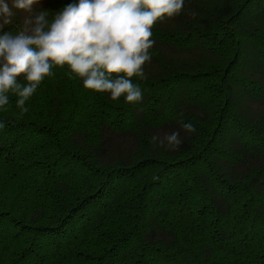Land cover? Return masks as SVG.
Listing matches in <instances>:
<instances>
[{
  "label": "trees",
  "instance_id": "16d2710c",
  "mask_svg": "<svg viewBox=\"0 0 264 264\" xmlns=\"http://www.w3.org/2000/svg\"><path fill=\"white\" fill-rule=\"evenodd\" d=\"M151 39L139 102L83 88L67 65L27 113L9 94L0 264H264V0H185ZM176 130L175 151L151 143Z\"/></svg>",
  "mask_w": 264,
  "mask_h": 264
},
{
  "label": "clouds",
  "instance_id": "9594fccd",
  "mask_svg": "<svg viewBox=\"0 0 264 264\" xmlns=\"http://www.w3.org/2000/svg\"><path fill=\"white\" fill-rule=\"evenodd\" d=\"M39 3L0 0V30L15 23L18 11L29 13L14 33L0 34V109L7 110L13 94L22 115L45 77L65 65L69 79L80 78L85 89L106 93L112 101L142 100L131 78H146L144 65L155 43L152 27L178 16L185 0H75L51 18L48 11L33 14ZM21 75L24 83L17 80ZM179 123L187 133L196 130L191 121ZM151 143L175 151L182 143L180 130L153 135Z\"/></svg>",
  "mask_w": 264,
  "mask_h": 264
}]
</instances>
